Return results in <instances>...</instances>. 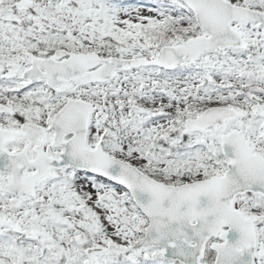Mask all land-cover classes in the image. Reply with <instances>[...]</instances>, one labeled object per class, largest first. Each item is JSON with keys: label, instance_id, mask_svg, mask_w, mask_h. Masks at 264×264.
Returning a JSON list of instances; mask_svg holds the SVG:
<instances>
[{"label": "snow or ice", "instance_id": "obj_1", "mask_svg": "<svg viewBox=\"0 0 264 264\" xmlns=\"http://www.w3.org/2000/svg\"><path fill=\"white\" fill-rule=\"evenodd\" d=\"M0 264H264V0H0Z\"/></svg>", "mask_w": 264, "mask_h": 264}]
</instances>
